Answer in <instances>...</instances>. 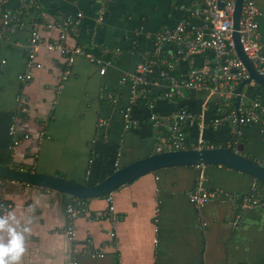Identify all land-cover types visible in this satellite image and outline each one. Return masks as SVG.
<instances>
[{
  "label": "crops",
  "instance_id": "0c3cea01",
  "mask_svg": "<svg viewBox=\"0 0 264 264\" xmlns=\"http://www.w3.org/2000/svg\"><path fill=\"white\" fill-rule=\"evenodd\" d=\"M256 2L264 54V0ZM194 4V0H6L7 10L22 18L0 45V60H6L0 63V163L96 184L121 165L158 152L160 134L151 121L153 112L168 115L185 108L205 123L218 117L219 95L204 90L186 91L174 101L157 97L153 107L130 100L128 75L155 50L162 60L178 58L175 66L181 77L207 60L217 61L211 50L185 57L176 44L157 49L154 42L155 33L189 18ZM79 13L78 31L68 29L66 44L99 48L109 59L85 51L69 65L66 54L48 47L62 34L59 23ZM35 21L42 24L40 67L25 81L21 76L30 70ZM191 22L203 27L202 19ZM253 88L264 100L258 85H246L243 100L253 99ZM168 89L169 83L162 80L157 93ZM126 110L137 122L131 129L125 127ZM101 120L107 123L101 125ZM186 129L192 145L201 135L206 143L221 144L235 137L229 122L218 128ZM240 130L238 149L264 164V125ZM201 174L205 188L224 189L226 194L198 207L189 192L198 186ZM256 184L250 175L220 165L164 168L89 200V214L76 220L75 242L66 230L69 195L2 179L0 201L14 205L10 214L15 219L9 223L24 237L20 264H264V206L244 208L241 200ZM228 194L232 197L226 198ZM110 197L116 219L103 215ZM0 240L8 243L7 229L0 232ZM94 249L106 256L92 257Z\"/></svg>",
  "mask_w": 264,
  "mask_h": 264
},
{
  "label": "built area",
  "instance_id": "2783aa9c",
  "mask_svg": "<svg viewBox=\"0 0 264 264\" xmlns=\"http://www.w3.org/2000/svg\"><path fill=\"white\" fill-rule=\"evenodd\" d=\"M237 0H194V7L190 16L181 20L175 27L163 29L154 34V42L157 49L165 44L178 45L185 54L190 57L206 50L213 51L217 56V61L207 60L201 67H193L185 77L176 75L175 55L171 59H160L158 53H150L138 64L135 72L128 75L131 81V103H144L153 107L157 97L176 100L185 97L186 91H207L211 95H219L220 115L210 123L205 121L187 109L182 108L168 115H159L153 112L151 121L160 134V142L157 147L158 152L189 149L187 127L198 126L201 130L210 126L218 128L224 122H229L235 127V137L228 142V147H237V138L241 132L240 128L250 125H264V100L251 99L244 101L243 96L239 106L228 110L231 100L236 96L235 90L242 81L249 77V72L243 61L239 58L234 45V12ZM6 0L0 1V45L9 31L21 21V13L10 12L5 6ZM260 8L256 0H244L242 15L240 20V37L244 51L253 61L258 71L264 75V54L262 53V32L259 17ZM79 13L77 18L68 16L63 23H59L62 34L58 41L48 43L49 48H56L68 56V63L74 62L75 55L85 54L82 47H70L66 44L68 29L78 31ZM192 18L202 19L203 27H197L191 22ZM101 19V18H100ZM41 26L38 21L33 23L29 41V66L30 70L21 79L29 81L33 76V69L40 67L38 61V51L41 44ZM55 26L49 24V27ZM101 62V60H100ZM1 64L6 60L1 59ZM106 69L101 70L105 73ZM159 71V76H155ZM162 80L169 83L167 91L157 93ZM251 85H256L252 81ZM126 129H131L137 124L129 110L125 111ZM107 122L101 120V125ZM14 134V128H12ZM16 141L15 144H18ZM193 148H208L203 135L199 136ZM205 175L201 174L198 186L189 192L190 200L198 207L216 200L222 196L223 191L218 189H207L203 185ZM221 195V196H220ZM231 198L230 194L226 198ZM244 208L264 206V185H254L252 192L243 194L241 197ZM108 210L103 213L113 219L117 218L115 206L109 198ZM14 208L13 203L4 200L0 201V216L7 217ZM89 214V201L83 198H71L66 205V215L68 217L67 232L72 241L75 242L76 220ZM239 219L235 224L239 223ZM115 236V233H112ZM89 248L92 247V239L87 240ZM92 257L103 258L106 254L102 250L94 249L90 251ZM202 264H211L203 262Z\"/></svg>",
  "mask_w": 264,
  "mask_h": 264
},
{
  "label": "water",
  "instance_id": "95a60500",
  "mask_svg": "<svg viewBox=\"0 0 264 264\" xmlns=\"http://www.w3.org/2000/svg\"><path fill=\"white\" fill-rule=\"evenodd\" d=\"M244 0L236 1L234 12V45L239 58L248 69L249 77L240 83L235 90L237 94V106L242 99V91L246 85H251L252 81L258 85V92L264 98V75H262L253 61L248 57L241 43L240 20L242 15ZM251 93L257 91L253 88ZM258 94V93H257ZM217 165L240 171L264 183V164L258 160L247 156L238 148L230 147H208L189 148L182 150L156 152L152 155L134 160L126 165L118 167L110 175L96 184L81 183L73 179L61 177L40 171H31L24 168L4 165L0 163V177L22 182L28 185L43 187L55 190L69 196L83 199H93L107 196L119 189L121 186L132 183L138 178L157 172L164 168L181 166H207ZM222 189V188H220ZM222 196L225 190L222 189Z\"/></svg>",
  "mask_w": 264,
  "mask_h": 264
},
{
  "label": "clouds",
  "instance_id": "9594fccd",
  "mask_svg": "<svg viewBox=\"0 0 264 264\" xmlns=\"http://www.w3.org/2000/svg\"><path fill=\"white\" fill-rule=\"evenodd\" d=\"M15 217L9 214L7 217L0 216V232L7 229L9 241L7 244L0 240V264H20L21 256L24 252V237L17 232L9 223ZM27 231V229H25Z\"/></svg>",
  "mask_w": 264,
  "mask_h": 264
},
{
  "label": "trees",
  "instance_id": "16d2710c",
  "mask_svg": "<svg viewBox=\"0 0 264 264\" xmlns=\"http://www.w3.org/2000/svg\"><path fill=\"white\" fill-rule=\"evenodd\" d=\"M29 2H31V1H29ZM29 5H30V3H29ZM32 8V7H31ZM85 50L84 51H86V52H90V53H94V54H96V56L97 57H101V58H103L104 60L105 59H109L110 57L108 56V55H104L103 54V51L102 50H100L99 48H94V49H91V48H89V47H85V46H82ZM175 74L176 75H179L178 74V72H176L175 71ZM251 96L254 98V99H261V97L257 94V93H251ZM222 102V99H221V101H220V103ZM235 107H237V98H236V96L235 97H233L232 98V100H231V104H230V106H227L226 108L228 109V110H230V109H232V108H235ZM186 132H187V129H186ZM189 141V140H188ZM189 144V148H193V145L189 142L188 143ZM209 145H212V146H216V147H219V146H222V147H228V144H221V143H212V142H207V147H210ZM236 148H238V147H235V146H233V149H236ZM12 166H14V165H12ZM121 166H123V165H121ZM120 166V167H121ZM14 167H18V168H23V167H21V166H19V165H15ZM193 167H195V166H193ZM223 167H226V166H223ZM227 168V167H226ZM253 178V177H252ZM4 180V178H2V177H0V180ZM256 182H258V185H264V183L263 182H261V181H259V180H257V179H255V178H253ZM87 184H90L91 185V183H87ZM70 198H74L73 196H70ZM76 198V197H75ZM85 200H91V199H85Z\"/></svg>",
  "mask_w": 264,
  "mask_h": 264
}]
</instances>
